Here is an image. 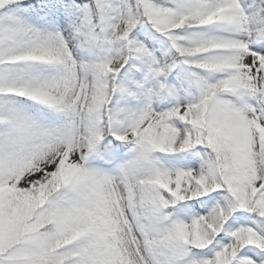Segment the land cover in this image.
Instances as JSON below:
<instances>
[{"label": "snow or ice", "instance_id": "6c2138e0", "mask_svg": "<svg viewBox=\"0 0 264 264\" xmlns=\"http://www.w3.org/2000/svg\"><path fill=\"white\" fill-rule=\"evenodd\" d=\"M0 264H264V0H0Z\"/></svg>", "mask_w": 264, "mask_h": 264}]
</instances>
